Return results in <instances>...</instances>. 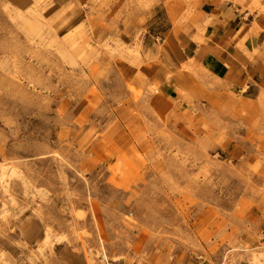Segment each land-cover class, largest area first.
Masks as SVG:
<instances>
[{"label": "rangeland", "instance_id": "1", "mask_svg": "<svg viewBox=\"0 0 264 264\" xmlns=\"http://www.w3.org/2000/svg\"><path fill=\"white\" fill-rule=\"evenodd\" d=\"M202 1L0 0V264H264V91L186 61Z\"/></svg>", "mask_w": 264, "mask_h": 264}, {"label": "crops", "instance_id": "2", "mask_svg": "<svg viewBox=\"0 0 264 264\" xmlns=\"http://www.w3.org/2000/svg\"><path fill=\"white\" fill-rule=\"evenodd\" d=\"M260 6L264 0H260ZM252 0H203V33L185 42L186 61L201 66L235 89L264 91V12ZM201 38L202 40H199Z\"/></svg>", "mask_w": 264, "mask_h": 264}]
</instances>
